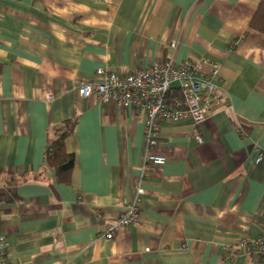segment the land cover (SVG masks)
<instances>
[{"label": "crops", "instance_id": "0c3cea01", "mask_svg": "<svg viewBox=\"0 0 264 264\" xmlns=\"http://www.w3.org/2000/svg\"><path fill=\"white\" fill-rule=\"evenodd\" d=\"M260 2L0 0V226L10 264H258L229 250L264 235V165L253 164L264 146V35L249 28ZM202 60L219 66L221 105L202 145L192 120L162 123L154 152L164 167L143 170L145 126L134 112L78 96L99 69L125 76ZM66 122L70 184L45 164L49 136ZM138 200L139 225L105 239Z\"/></svg>", "mask_w": 264, "mask_h": 264}, {"label": "built area", "instance_id": "2783aa9c", "mask_svg": "<svg viewBox=\"0 0 264 264\" xmlns=\"http://www.w3.org/2000/svg\"><path fill=\"white\" fill-rule=\"evenodd\" d=\"M222 86L219 66L213 62L186 61L176 66L170 62L164 66L135 68L125 76L109 69H99L94 81L80 84L78 96L83 100L97 97L101 106L113 104L120 109H130L137 120H143V170L148 171L164 167L167 163L166 158L154 152L162 144L163 122L192 120L196 142L198 145L204 143L202 126L221 105ZM175 90L180 93V98L170 97ZM253 164L264 165V146L257 148ZM137 194L140 198L143 191L138 189ZM139 223L138 200L110 224L103 237L112 241L122 229L138 226ZM8 249L7 237L0 226V264H10ZM229 251L232 258L248 257L255 263L264 264V235L256 240L241 238Z\"/></svg>", "mask_w": 264, "mask_h": 264}, {"label": "trees", "instance_id": "16d2710c", "mask_svg": "<svg viewBox=\"0 0 264 264\" xmlns=\"http://www.w3.org/2000/svg\"><path fill=\"white\" fill-rule=\"evenodd\" d=\"M250 30L264 35V0L258 5L257 11L252 18L249 26ZM180 93L173 91L172 98H180ZM74 124L66 122L62 126L55 128L48 140V154L45 157V164L54 167L58 180L63 184H70L73 170L75 168V156L69 154L66 150V140L72 134ZM27 179L22 177L14 181L16 186L20 182H26ZM12 195L16 198L14 189Z\"/></svg>", "mask_w": 264, "mask_h": 264}]
</instances>
